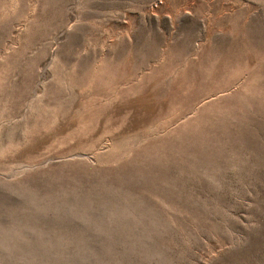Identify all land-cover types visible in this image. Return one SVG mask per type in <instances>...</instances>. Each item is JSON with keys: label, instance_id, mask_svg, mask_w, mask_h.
Returning <instances> with one entry per match:
<instances>
[{"label": "rangeland", "instance_id": "1", "mask_svg": "<svg viewBox=\"0 0 264 264\" xmlns=\"http://www.w3.org/2000/svg\"><path fill=\"white\" fill-rule=\"evenodd\" d=\"M0 264H264V0H0Z\"/></svg>", "mask_w": 264, "mask_h": 264}]
</instances>
